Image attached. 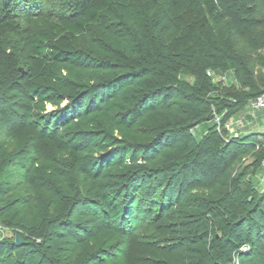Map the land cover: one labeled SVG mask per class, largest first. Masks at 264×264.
Wrapping results in <instances>:
<instances>
[{
  "label": "trees",
  "instance_id": "16d2710c",
  "mask_svg": "<svg viewBox=\"0 0 264 264\" xmlns=\"http://www.w3.org/2000/svg\"><path fill=\"white\" fill-rule=\"evenodd\" d=\"M263 94L264 0H0V225L25 242L0 264H118L149 226L126 264H245L264 133L226 125Z\"/></svg>",
  "mask_w": 264,
  "mask_h": 264
},
{
  "label": "rangeland",
  "instance_id": "374dc122",
  "mask_svg": "<svg viewBox=\"0 0 264 264\" xmlns=\"http://www.w3.org/2000/svg\"><path fill=\"white\" fill-rule=\"evenodd\" d=\"M186 21H191V19L187 18L185 22ZM21 70L25 72V69L22 68ZM232 79H233L232 74L229 77L228 76L222 77L221 75H218V74L214 75L215 85L223 84L225 87L227 86L229 87ZM188 80H190L191 82L193 81L190 78H188ZM245 111L246 113L251 114V116H253L254 118H258L260 116L259 112H257L259 110L252 111L250 107H247ZM260 120L264 123L263 118H260ZM211 126H212V123H204L194 128L192 133L195 139L197 141H200L202 137L204 136V134L208 131V129ZM259 176H257L254 181L256 182V180L259 178V181H263L262 186H264V171ZM153 230H154V226L144 227L141 230L140 229L137 230L136 233H139L137 235L139 239H135L136 240L135 242L130 243V240H129L130 238L129 239L124 238L119 241L117 240L114 242H109L107 245L108 249L111 250L113 247H115L116 252L113 250L114 256H110V258H107L108 261H113L117 259L119 261L118 264H126V261H129L130 256L133 254H136V255L138 254L141 256L144 255L146 257H149V256L155 257L154 253H156L158 249L161 248V244H160V241L155 240L156 237L154 239H152L151 237H147V235L150 233H153V234L154 232L157 233L156 231H153ZM75 231L78 235H83L82 232H79V231L77 232V229H75ZM18 235H19L18 232H14L8 229L7 227H3L2 225H0V239H14L15 236H18ZM146 242L148 244H145ZM242 251L249 252L250 248L245 247L242 249ZM48 252L52 253L55 256H58V248L56 247H52ZM261 253H263V256H264V250L261 248L259 244L258 245L256 244L254 246V252L250 256H246L243 258L245 264H264V260L260 258ZM239 262H240L239 258L237 257L235 264H239Z\"/></svg>",
  "mask_w": 264,
  "mask_h": 264
},
{
  "label": "crops",
  "instance_id": "0c3cea01",
  "mask_svg": "<svg viewBox=\"0 0 264 264\" xmlns=\"http://www.w3.org/2000/svg\"><path fill=\"white\" fill-rule=\"evenodd\" d=\"M231 76V74H229ZM252 111H256L252 108V105L248 106ZM260 116L258 118H254L251 114L246 113L244 110L239 115L233 117L228 123V129L231 136L241 137L244 135L252 134V133H261L264 130V123L260 120V118L264 119V110H259ZM264 121V120H263Z\"/></svg>",
  "mask_w": 264,
  "mask_h": 264
},
{
  "label": "built area",
  "instance_id": "2783aa9c",
  "mask_svg": "<svg viewBox=\"0 0 264 264\" xmlns=\"http://www.w3.org/2000/svg\"><path fill=\"white\" fill-rule=\"evenodd\" d=\"M252 108L255 110H264V94L257 97L255 100L251 102ZM217 123H219V119L217 118ZM228 125H226V128ZM264 133V130H263Z\"/></svg>",
  "mask_w": 264,
  "mask_h": 264
},
{
  "label": "water",
  "instance_id": "95a60500",
  "mask_svg": "<svg viewBox=\"0 0 264 264\" xmlns=\"http://www.w3.org/2000/svg\"><path fill=\"white\" fill-rule=\"evenodd\" d=\"M15 244L18 247H22L25 244V242H24V240H23V238L21 236H17L16 240H15Z\"/></svg>",
  "mask_w": 264,
  "mask_h": 264
}]
</instances>
